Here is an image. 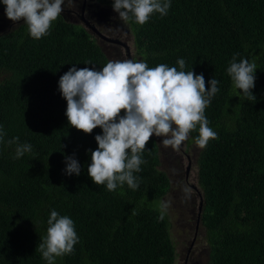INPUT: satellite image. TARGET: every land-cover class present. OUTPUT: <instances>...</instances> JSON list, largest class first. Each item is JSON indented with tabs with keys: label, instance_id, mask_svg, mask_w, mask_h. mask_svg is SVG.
<instances>
[{
	"label": "trees",
	"instance_id": "16d2710c",
	"mask_svg": "<svg viewBox=\"0 0 264 264\" xmlns=\"http://www.w3.org/2000/svg\"><path fill=\"white\" fill-rule=\"evenodd\" d=\"M96 1L201 145L207 264H264V0ZM0 74V264H174L169 178L93 37L34 16L0 34Z\"/></svg>",
	"mask_w": 264,
	"mask_h": 264
},
{
	"label": "rangeland",
	"instance_id": "374dc122",
	"mask_svg": "<svg viewBox=\"0 0 264 264\" xmlns=\"http://www.w3.org/2000/svg\"><path fill=\"white\" fill-rule=\"evenodd\" d=\"M44 13H58L67 22L84 28L106 55L132 105L128 122L144 138L154 139L159 169L170 181L162 205L171 221L174 264H207L209 247L200 222L203 198L197 185L196 158L201 145L191 141L176 118L161 108L149 78L142 72L122 13L96 0H20L0 8V34ZM3 76L0 74V81Z\"/></svg>",
	"mask_w": 264,
	"mask_h": 264
}]
</instances>
